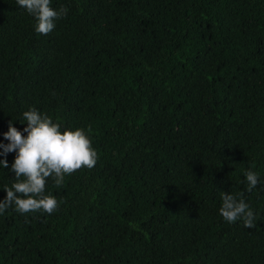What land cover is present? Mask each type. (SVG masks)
Returning <instances> with one entry per match:
<instances>
[{"label": "trees", "instance_id": "16d2710c", "mask_svg": "<svg viewBox=\"0 0 264 264\" xmlns=\"http://www.w3.org/2000/svg\"><path fill=\"white\" fill-rule=\"evenodd\" d=\"M62 6L44 35L0 0V144L9 120L27 135L35 107L84 129L98 158L46 178L52 214L0 213V264H264V0H50ZM15 156L0 155V201ZM223 193L255 228L222 218Z\"/></svg>", "mask_w": 264, "mask_h": 264}, {"label": "clouds", "instance_id": "9594fccd", "mask_svg": "<svg viewBox=\"0 0 264 264\" xmlns=\"http://www.w3.org/2000/svg\"><path fill=\"white\" fill-rule=\"evenodd\" d=\"M19 7L25 8L35 19V31L47 35L55 27V20L67 15L68 9L61 7L55 10L50 7V0H16ZM27 126L22 134L8 122V131L4 137L7 145L0 144L6 156L16 152L11 170L15 173V182L11 187H5L6 197L0 201V213L14 206L19 213H29L42 210L52 214L58 206L56 198L45 194L46 178L51 177L57 186L64 182L66 174H71L82 167L91 169L98 158L91 145V140L84 129L65 128L54 123L52 118L42 114L35 107L23 113ZM4 168L8 167L6 159L0 160ZM248 184L247 191H252L259 182L255 171L244 173ZM222 218L228 223L243 221L245 228L256 227V216L250 206L233 194L223 193L222 206L219 209Z\"/></svg>", "mask_w": 264, "mask_h": 264}]
</instances>
